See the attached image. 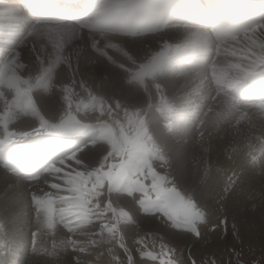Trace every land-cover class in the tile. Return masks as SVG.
Listing matches in <instances>:
<instances>
[{
    "label": "bare ground",
    "instance_id": "obj_1",
    "mask_svg": "<svg viewBox=\"0 0 264 264\" xmlns=\"http://www.w3.org/2000/svg\"><path fill=\"white\" fill-rule=\"evenodd\" d=\"M129 1L102 0L92 9L116 10ZM0 16L26 19L18 4L0 6ZM163 40L170 41L173 45L175 43V46L181 45L182 49H185L183 53L177 54L179 58H187V61L179 63V67L171 71L166 63L167 51L163 50L166 44H162L165 53L154 52L155 47ZM95 45L101 47L104 52L112 53V58L96 52ZM150 52L154 55L147 56ZM263 66L264 23L236 39L216 44L207 30L188 27L168 28L142 36H123L109 32L78 31L77 26L68 22L62 24L28 22L27 25H23L19 21H0V150L7 142L27 138L31 140L40 137L75 138L78 143L75 151L49 165L38 178L31 181L17 180L14 175L6 172L0 163V264H69L73 261L75 257L72 248L75 245L71 242L88 241L89 236L86 233H95L96 228L82 231L76 229L73 223L78 214L75 215L76 209L74 213L61 210L60 222L65 225L73 224L74 231L66 236L58 232L56 238L50 236L54 237L52 239L49 233L48 238L45 230L46 211L52 209L54 205L59 209H63L64 206L62 207L58 200L51 202L36 199L33 191L49 192L53 188L54 191H58L64 185L70 187L67 180L74 179L75 173L80 174L82 170L94 169L99 158L108 151V148L111 149L113 143L116 142L125 149L130 133L134 129L141 134V137L137 138L139 148L134 154L132 152L129 154L130 160L124 168H133L136 176L140 179L147 177L148 181L153 175L165 179L174 176L176 183L168 185L185 188L193 193L213 221L205 227V234L201 236V241H198L194 236L183 235L182 231L172 229L171 232L161 229L160 214L155 218H149L138 208L130 205L136 223L139 224L134 232L146 229L161 232L165 240L177 247L183 245L179 243L180 237L191 238V245H187L192 256L193 251H197L199 255L204 254L203 245L208 242L212 248H217L226 232L231 231L235 235L233 230L236 226L241 228L237 230L239 237L249 235V231L244 228L247 219L242 216L246 209H252L247 202L255 199L264 201V103H237L229 97L228 91L238 81L246 79ZM164 68L168 71L164 86L147 79L158 75L161 77L162 74L159 73ZM48 78L52 79L53 87L47 83L50 88L44 89L46 84L42 83L32 89L37 94L36 110L39 107L44 113L40 114L41 116L25 112L26 104L17 101V96L22 91L15 93L17 96L13 101L9 99L11 94L17 91L12 90L13 87L23 88L29 80V83L34 85ZM222 97L225 98V104L227 103V106L224 105L225 110L230 111L228 116L230 113L237 114L240 109H247L251 117L243 111L245 117L243 115L242 119H245L246 115L247 118H253L249 128L248 125L245 127L242 137L236 138L243 130L236 127L240 130L227 144L232 153H229L227 158H224L223 149L218 150L224 147L219 146L220 144L213 148L211 154L202 151L201 153L191 145L192 141L185 132V125L190 127L197 123L200 124L201 134L208 129V132L216 134L217 137L220 131L224 129L226 131L227 122L226 118L224 120L226 114L222 108ZM23 99L25 102V98ZM101 101L103 106L99 109L98 104ZM85 103L87 104L84 105ZM5 107L9 110L7 112L9 126L4 125L2 121L4 114L1 111L4 112ZM124 110H129L130 121L126 115H122ZM238 113L242 114V111ZM69 115L72 117H68ZM202 119L205 122H202ZM233 125L235 127L234 123ZM197 127L196 129H199ZM98 134L101 136L92 142L93 136ZM233 135L230 134L231 137ZM225 140L226 138L223 142ZM206 141L204 142L207 145L209 142ZM239 160H243L242 162L247 163L249 167L246 168L243 163L241 165ZM238 161L241 169L244 165L245 170L238 172L239 165L236 163ZM235 164L238 165L236 168ZM93 178L91 180H94ZM96 178L95 183L99 179ZM242 179H247L248 182L243 185ZM81 180H72L73 185H83L84 180L83 182ZM225 184L230 187L228 193L222 192L226 191ZM75 194L76 192L72 195ZM36 200L41 209L38 214L30 210L31 204ZM125 210L129 208L126 207ZM20 216L25 220L22 227L16 228L14 221L17 219L19 221ZM257 219L262 221L264 214L257 215ZM121 228L122 234L128 239L131 225L122 223ZM61 244L64 245L63 250ZM113 244L106 247L114 248ZM234 245L236 246L231 244ZM228 249L227 246L224 251ZM97 250L101 251L102 248L90 250L89 256L93 261ZM63 252L69 254L62 255ZM81 258L87 260V257Z\"/></svg>",
    "mask_w": 264,
    "mask_h": 264
},
{
    "label": "rangeland",
    "instance_id": "obj_2",
    "mask_svg": "<svg viewBox=\"0 0 264 264\" xmlns=\"http://www.w3.org/2000/svg\"><path fill=\"white\" fill-rule=\"evenodd\" d=\"M166 40V39H165ZM165 40H163V42H161V43H159V45L158 46H156L155 47V51L154 52H161V51H167L166 53H165V55H168L167 57H169V59H167L166 61V63H168V69H169V71H171V69H174V68H177V67H179V63L180 64H182V63H184V62H186V59H181V60H178V57H176L177 56V54H175V53H183L184 52V50L182 49V46L181 45H176L175 46V43H174V45L172 44V42H170V41H166L167 43H168V45H167V43L165 42ZM166 44V45H164V49L162 50V44ZM97 45H95V47H94V50L96 51V52H98V53H101V54H104V55H106L108 58H112V53H108V52H104L103 51V49L100 47L99 48V46H97ZM166 46V47H165ZM173 48H172V47ZM174 46H175V48H174ZM181 46V47H180ZM167 47H168V49H167ZM179 47H180V49H182L181 51H180V49H179ZM166 48V49H165ZM171 48V49H170ZM99 49H101V50H99ZM170 49V50H169ZM175 49V50H174ZM99 50V51H98ZM169 50V51H168ZM103 52V53H102ZM171 52V53H170ZM173 52V53H172ZM175 52V53H174ZM120 53H122V52H120ZM125 54V53H124ZM149 54H151V52L150 53H148L147 54V56L149 55ZM154 55V53H152L151 54V56H153ZM111 56V57H110ZM174 58V59H173ZM172 61V62H171ZM176 61H178V62H176ZM169 62H171L170 64H169ZM175 65V66H174ZM166 70V71H165ZM164 71V72H163ZM159 74H162L161 75V77H160V75H158V77H156V76H153V77H148L147 79H150L152 82H155V83H157V84H159V85H162V86H164L166 83V81H167V76H165L166 74L168 75V71H167V69L166 68H164V69H162V71L159 73ZM165 76V77H164ZM160 78V79H159ZM50 79V80H49ZM164 79V80H163ZM30 82V80L26 83L27 85H25V87H21V86H17V87H13L12 88V90L13 89H15V90H17V91H15V92H13L12 94H11V96L9 97V99L11 100V101H13L15 98H16V96H17V94H15L16 92H21V93H19L18 94V96H17V101H19L20 103H24V105L26 106L25 108V112L26 113H32V115L33 114H35V115H37V114H44L43 112H42V110L38 107V109L36 110V107H35V101H36V98H37V94H35L36 92H34L32 89H34L35 87H37L36 85H38V84H42L43 83V85H45L46 86V88H44V89H48V87L49 86H51V87H53V81H52V79L51 78H48V79H46V80H44L43 82H41V83H36V84H34V85H32L31 83H29ZM29 83V84H28ZM47 83H49V86H48V84ZM31 84V85H30ZM51 84V85H50ZM28 85H29V87H28ZM29 88H30V90H29ZM50 88V87H49ZM25 90V91H24ZM131 90H134L133 88H131ZM140 90V89H139ZM32 93V94H31ZM36 95V96H34V95ZM32 96V97H31ZM34 96V97H33ZM23 98H25V102H24V99ZM22 99V100H21ZM35 99V100H34ZM221 99H223V100H221V101H223L222 102V105H223V107L222 108H224V110H225V106H227L226 104H225V102H224V97H222ZM27 100H32V102H29V101H27ZM33 100H34V102H33ZM21 101H23V102H21ZM32 103V104H31ZM101 103V104H100ZM99 104H98V108L100 109L103 105H102V101L100 102ZM29 104H31V105H29ZM87 103H85L84 105H86ZM28 105V106H27ZM225 105V106H224ZM6 108V107H5ZM77 108H78V105H77ZM35 109V110H34ZM39 110H41V112L39 111ZM223 110V109H222ZM245 110H247V109H244V110H239L238 112H240V111H242V114L240 113H238L237 112V114H229V116L227 115L230 111H226L225 110V114H226V116H224V120H225V118H226V122H227V130L226 131H220L219 132V135L220 134H222L221 136H217L216 137V134H214V133H211V132H208L207 130L206 131H204V134H201V131H200V128H199V126H200V124L199 123H197L196 125L198 126H196V125H193V126H190L189 127V125L187 126V125H185L186 127H185V132L187 133V135H188V137H189V139H190V141H192L191 142V145L192 146H194L195 148H197L200 152L202 151V152H204V153H212L213 152V150L215 149L214 147H218V146H216V145H219V146H224L223 148H220V149H218V150H222L223 151V155H224V158L226 157V156H228V155H230L229 153H231V148H229L228 147V145L227 144H229V141H231L233 138H235L236 137V134L238 133V130H240V129H243V130H241V135H239L240 134V132H239V134H237L238 136L236 137V138H238L239 136H241L242 137V133L244 132V130H245V127H247V125H248V127L247 128H249V126L252 124V122H253V118H247L248 116L249 117H251V114H249L250 112H249V110H247V111H245ZM9 110L6 108L5 110H4V112L3 111H1L3 114H4V120H3V118H2V121H3V124L4 125H7V126H9V119H8V117H7V112H8ZM246 113V114H248V116L246 115V118L245 119H242V118H244L245 117V114H244V112ZM35 112V113H34ZM39 112V113H38ZM127 112V113H126ZM40 115V116H41ZM122 115L123 116H129V110H124V111H122ZM236 117H235V116ZM239 115V116H238ZM244 115V117H242ZM122 116V117H123ZM232 116V117H231ZM233 116H234V118H233ZM68 117H72V115H69ZM67 117V118H68ZM230 117H231V119H230ZM237 118H239V119H237ZM128 119H129V121H130V118L128 117ZM228 119H230V120H228ZM240 119L242 120L241 122H240ZM204 119H202V122H205V120L203 121ZM228 120V121H227ZM182 121V119H180V122ZM229 122V123H228ZM231 122V123H230ZM246 122H248L249 124H247ZM233 123L235 124V127H234V125H233ZM236 123H237V125H236ZM242 125H240V124ZM229 124H231V126H228ZM244 124V125H243ZM246 125V126H245ZM190 129H189V128ZM196 127L197 128H199V129H196ZM236 127H239L238 129L236 128ZM232 128V129H231ZM246 128V129H247ZM1 129V128H0ZM228 129H230V131L228 130ZM234 129H237V131L236 130H234ZM190 130H191V133H190ZM131 131H132V128H131ZM233 132V134H232V132ZM119 131H117V133H118ZM229 132V134H227ZM231 132V133H230ZM246 132H248V129H247V131ZM189 133V134H188ZM194 135H193V134ZM197 133V134H196ZM236 133V134H235ZM212 134V135H211ZM214 134V135H213ZM224 134H227V135H224ZM230 134H231V136L233 135V137H231L230 136ZM14 135H17V134H14ZM191 135H193V136H191ZM195 135L197 136V137H195ZM210 135V136H209ZM98 136V137H97ZM101 136V134H98V135H96V136H93V140H92V142L95 140H98V138ZM212 136H215L216 137V139H215V137H212ZM224 136V137H223ZM139 137H141V134H138V132L134 129L131 133H130V136H129V139H128V141L126 142L127 143V145H126V147H125V149H123L122 148V146L121 145H119L118 143H113V145H112V147H111V149L110 148H108V153L106 152L104 155H102L101 156V158H99V160L97 161V166H96V164L94 165V169H92V170H89V169H86L85 171H83L82 170V172L79 174V173H75V177H74V179H72L73 181H75V179H76V181H79V179H82V180H84V182L82 183L83 185H81V186H78V185H73V181L71 180V179H69V180H67L68 181V183H69V185H71L70 187H68L67 185H64L63 187H62V189H59L58 191H54V188L53 189H51L49 192L47 191V192H42V191H33V193H34V198H36V199H40V200H49V201H51V202H53L54 200L56 201V200H58L59 202H61L62 204H61V206L63 207V209L65 208V207H67L66 209H59V208H57V206L56 205H54V206H52L51 208L52 209H50L49 211H46L47 212V220H50L52 223V227L51 228H49V227H45V230H46V233H47V237H48V234L49 233H51V235L49 234V237L50 236H54L55 238L57 237V234H61V235H68V233L70 232V231H68V230H66V225L64 224V223H62V222H60V219H59V217H60V215H61V210L62 211H68V212H70L71 211V213H74V211H75V209H76V213H75V215L77 214V213H79L78 212V210L80 211V209H79V206H77L78 204H76V202L78 203V201H79V199H81V196H80V194H86L85 192V190H88V188H93V186L96 184L95 183V178L97 177V178H100V177H102V175L103 176H107V174L108 173H110V172H114V171H119V170H121L122 168H124V166L129 162V154H131V152L134 154V151H138V148L139 147H137V138H139ZM192 137V138H191ZM210 137H211V139H210ZM221 137H223L222 139L224 140V138H226V140H225V142H223V140L221 139ZM197 138L199 139V140H197ZM213 138V139H212ZM230 138V139H229ZM202 139H204V140H202ZM215 139V140H214ZM228 139V140H227ZM196 140H197V142H196ZM205 140H207L206 142L208 143L207 145H206V143L204 142ZM213 140H214V142H213ZM199 141V142H198ZM220 141H222V142H220ZM205 145H204V144ZM221 143H223V144H221ZM203 144V145H202ZM211 144V145H210ZM87 145V144H86ZM209 145H210V147H209ZM214 145V146H213ZM204 146H205V148H204ZM214 148V149H213ZM201 149H203V150H201ZM130 150V151H129ZM208 150V151H207ZM230 150V151H229ZM109 151H111V152H113V154H111V152H109ZM125 152H127L126 153V156H125ZM130 152V153H129ZM201 152V153H202ZM226 153H228V154H226ZM232 154V153H231ZM106 157V158H105ZM102 158H103V160H102ZM105 158V159H104ZM227 158V157H226ZM121 160V161H120ZM103 161H104V163H103ZM239 161H241L240 162V164L242 165V161L243 160H239ZM239 161L238 162H236V163H238V165H239V167H237L238 165L237 164H235V168L237 167V169L239 170L238 172H240V170L242 171V170H245V169H243L245 166L244 165H246V168L247 167H249V166H247V163H243L244 165H243V168L241 169V165L239 164ZM170 162V161H169ZM117 165H116V164ZM115 164V165H114ZM104 167H103V166ZM106 165V166H105ZM140 165V164H139ZM100 166H102V167H100ZM97 167V168H96ZM108 167V168H107ZM111 168V169H110ZM96 169H97V172H96ZM99 170V171H98ZM103 172H102V171ZM109 171V172H108ZM103 174H102V173ZM83 173V174H82ZM91 174V175H87V174ZM92 173H94V174H92ZM79 174V175H78ZM97 175H100V177L99 176H97ZM81 176V177H80ZM88 176V177H87ZM87 177V178H86ZM92 177H94L93 179L94 180H91L92 179ZM228 177H230V175H228ZM235 177V176H234ZM96 178V179H97ZM88 179V180H87ZM167 180L166 181H169L170 180V182H168L169 184L171 183L172 184V182L173 183H176V181H174L175 180V178H174V176H170V177H168V178H166ZM94 181V182H93ZM87 182V183H86ZM246 182H248L247 181V179H242L241 180V183L244 185V183H246ZM94 184V185H93ZM250 185H251V183H249ZM248 184V185H249ZM73 185V186H72ZM227 184H225V189H226V191H222V189L223 190H225L223 187H222V189H220L222 192H224V193H228L229 191L228 190H230V187L228 188V186L229 185H227ZM78 186V187H77ZM85 186H86V188H85ZM91 186V187H90ZM75 187V188H74ZM170 187H174L179 193H181L184 197H186V198H189V199H191V200H193V201H195L196 202V204L202 209V210H204L205 211V209H204V207L202 208V206H201V204H200V202L197 200V198H195L194 197V194L193 193H190L189 191H187V190H185V188H182V189H180L181 187H175V185H173V186H170ZM227 187V188H226ZM65 188H66V190H65ZM67 188H69L68 190H67ZM83 188V189H82ZM61 190V191H60ZM64 191V193H63V191ZM71 190H73V191H71ZM78 190V191H77ZM83 190V191H82ZM181 190V191H180ZM65 191H69V193L67 192H65ZM71 191V192H70ZM183 191V192H182ZM185 191V192H184ZM54 192V193H53ZM59 192V193H58ZM61 192V193H60ZM76 192V194L75 195H72V194H74ZM52 193V194H51ZM80 193V194H79ZM53 194H58V195H53ZM62 194V195H61ZM70 194V195H69ZM77 194H78V196H77ZM187 194V195H186ZM59 195H60V197H59ZM68 195V196H67ZM61 196H63V197H61ZM65 196H67V197H65ZM75 198H74V197ZM57 198V199H55V198ZM62 198L61 200L59 199V198ZM71 197H72V200H70L71 199ZM43 198V199H42ZM65 198H66V202H65ZM70 198V199H69ZM76 199V200H75ZM113 199L115 200V197H113ZM68 200V201H67ZM71 202H70V201ZM75 202H74V201ZM197 200V201H196ZM57 201V202H58ZM63 201V202H62ZM37 202V200L34 202V203H32L31 204V208H30V210H31V212H33V213H40L41 211V209H40V206H39V204H38V202ZM69 204H68V203ZM67 203V204H66ZM93 203H94V201H93ZM248 206H250L252 209L251 210H249V209H246L245 211H244V213H243V217L245 218V219H247L246 220V223H245V225H244V228L246 229V230H248L249 231V235L247 234V236H245V237H243V238H241V237H239L238 236V234H237V230H239V229H241L239 226H236L235 228H234V232H235V235H233L232 233H231V231L229 232H226L225 233V237H224V239L221 241V244L217 247V248H212V246L211 245H209V243L210 242H208L207 244H205V245H203V248H204V254H198L197 253V251H193V256L191 255V253H190V248L188 247L189 245H191V238H186V237H180L179 238V243H182L183 245H187V244H189V245H187V246H183V245H178V247H177V245H173V244H171L169 241H167V240H165L164 239V236H162L161 235V232H158V231H153L152 229H150V230H140V231H137V232H134V231H136L137 229H138V226H139V224L138 223H135V224H129V225H131V230H130V234H129V238L127 239V237L124 235V237H125V241L128 243V245L130 246L129 248H130V250H131V252H132V254H133V257H134V259L137 261V264H159V261H155V262H153V261H151V260H148V259H142L141 257H140V255H139V249L140 248H143L144 250H146V251H152V252H154L155 254H159L160 253V246H161V244H164L165 246H166V248H170V249H172V252L169 254V257L175 262V264H193V261H195V264H264V219L262 220V221H259L258 219H257V215H259V214H261V213H263L264 214V201H258L257 199H255V200H248ZM72 204H74V205H72ZM76 204V205H75ZM72 205V206H71ZM37 206V207H36ZM75 206V207H74ZM92 205H90L89 207H91ZM69 207V208H68ZM72 207V208H71ZM39 208V209H38ZM70 208H71V210H70ZM133 208H138L137 206H133ZM34 210V211H33ZM134 211H137V210H135V209H133ZM50 211H52V212H50ZM73 211V212H72ZM50 212V213H49ZM48 213H49V215H48ZM42 216H43V214H41ZM21 217V219L18 221V219L16 220V221H18V223H20V225H18V223L16 224V221H14V225L16 226V228L17 227H22L23 225V220H25V218L23 217V219H22V216H20ZM159 221H160V223H159V226L160 227H162L161 229H167V231H171V232H173V230H172V228L169 226V224L166 222V220H165V218H163L161 215L159 216ZM22 220V221H21ZM163 220V221H162ZM164 222V223H163ZM61 224H63V225H61ZM138 225V226H137ZM137 227V228H136ZM96 228V232H98L99 231V226H98V224H97V226L95 227ZM49 231H48V230ZM82 230H85V229H82ZM82 230H80V231H82ZM200 230H201V236L202 235H204L205 234V226L203 225H201V228H200ZM231 230V229H230ZM53 231V232H52ZM55 231H56V233H55ZM132 231V232H131ZM232 231V232H233ZM59 232V233H58ZM62 232V233H61ZM121 232H122V228H121ZM53 233H54V235H53ZM64 233V234H63ZM135 233V234H134ZM181 233H183V235H191V236H194V235H192V234H189V233H186V232H181ZM251 233V234H250ZM56 234V235H55ZM60 235V236H61ZM131 235V236H130ZM166 235V234H165ZM226 235H227V237H226ZM48 237V238H49ZM54 237H50L51 239L52 238H54ZM141 237H143L144 238V244H142V245H135L134 244V241L135 240H137V239H140ZM163 237V238H162ZM194 237H196V236H194ZM131 238V239H130ZM95 239H99V237L98 236H95ZM196 239L198 240V241H201V238H197L196 237ZM163 240V241H162ZM231 244L233 245V244H236V246L234 245V246H231ZM108 244H105L103 247H102V250L101 251H103L104 253H105V251H106V249H107V246ZM244 245V246H243ZM246 245V246H245ZM113 246H114V249H116L115 251H116V253L118 254V256L121 258V259H124L125 261H126V259H127V256H126V254L124 253V251L122 250V249H120L117 245H115V244H113ZM175 246V247H174ZM181 246V247H180ZM183 246V247H182ZM229 247V249L227 250V251H224L225 250V248L226 247ZM222 247V248H221ZM232 247H233V249H232ZM179 248V249H178ZM178 249V250H177ZM98 251V250H97ZM215 251V252H214ZM256 251V252H255ZM98 252H100V250L98 251ZM243 252V253H242ZM255 253V254H254ZM67 254H69V253H62V255H67ZM107 254L105 253V260H107V258H108V256H106ZM237 257V258H236ZM244 257V258H243ZM56 259V258H55ZM244 260V261H243ZM248 260V261H247ZM48 263V262H47Z\"/></svg>",
    "mask_w": 264,
    "mask_h": 264
},
{
    "label": "snow or ice",
    "instance_id": "obj_3",
    "mask_svg": "<svg viewBox=\"0 0 264 264\" xmlns=\"http://www.w3.org/2000/svg\"><path fill=\"white\" fill-rule=\"evenodd\" d=\"M121 201L127 203L122 204ZM78 205L80 211L73 222L76 229L95 228L98 224L99 231L87 232L89 239L86 242H71L75 245L72 248L75 258L69 264L73 262L74 264H137L121 232L122 223H136L130 205L138 206V210L149 218H155L160 214L172 229L192 234L197 238H201V225L206 227L213 223L209 213L202 210L195 201L170 187L164 177L153 175L150 181L147 177L140 179L131 167L100 177L93 188L81 195ZM126 207L129 210H125ZM45 226L51 228V221L46 219ZM66 230L74 231L73 224H66ZM94 236H98L99 239H95ZM113 243L124 251L127 256L126 261L121 259L112 247L106 250L110 259L105 260L103 251L96 253L94 261L90 259V250ZM134 244H144V238L135 240ZM60 247L63 250L64 245L61 244ZM171 252L172 249L166 248L164 244H161L159 254L143 248L139 249L142 259L159 261V264H175L169 257ZM82 256L87 257V260L82 259Z\"/></svg>",
    "mask_w": 264,
    "mask_h": 264
}]
</instances>
